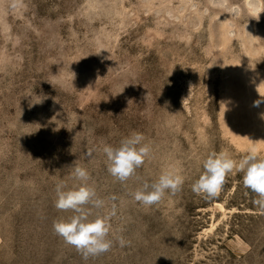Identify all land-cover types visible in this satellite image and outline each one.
<instances>
[{"label":"rangeland","instance_id":"1","mask_svg":"<svg viewBox=\"0 0 264 264\" xmlns=\"http://www.w3.org/2000/svg\"><path fill=\"white\" fill-rule=\"evenodd\" d=\"M260 95L264 0H0V264H264V214L243 173L211 200L191 190L212 151L264 158ZM134 131L152 153L121 184L102 149ZM75 161L130 247L85 262L54 233L71 214L55 187L76 183ZM170 168L180 192L134 201Z\"/></svg>","mask_w":264,"mask_h":264},{"label":"clouds","instance_id":"2","mask_svg":"<svg viewBox=\"0 0 264 264\" xmlns=\"http://www.w3.org/2000/svg\"><path fill=\"white\" fill-rule=\"evenodd\" d=\"M260 97L254 101L255 107L264 103V96ZM222 105L227 111L226 104L222 102ZM261 119H264V113L261 114ZM144 141L145 136L134 131L122 138L118 146L106 144L103 147L102 151L107 158V171L121 184L135 177L137 169L150 158L151 145ZM93 152L94 149H89L85 153L86 157L92 158ZM70 168V176L76 183L69 187L61 181L56 185L54 207L60 212L71 214L54 221V233L65 244L72 246L85 262L109 252L117 244L120 248L130 247L132 242L123 235H110L113 233L111 221L117 216L115 205L110 209L106 208L105 200L98 196L94 185L89 183L91 177L85 167L75 161ZM202 168L199 178L191 185L193 193L207 200L217 198L226 177L237 171L243 173L244 188L255 194L253 205L264 214V158L259 157L254 148L239 161L233 159L227 151H212L203 160ZM184 182L185 178L179 169H164L155 181H143L131 195L140 205L151 207L159 204L166 195L180 192ZM94 209L105 211L93 216Z\"/></svg>","mask_w":264,"mask_h":264}]
</instances>
